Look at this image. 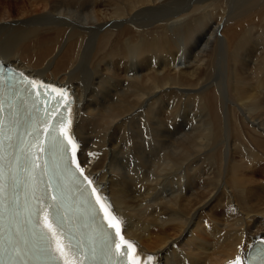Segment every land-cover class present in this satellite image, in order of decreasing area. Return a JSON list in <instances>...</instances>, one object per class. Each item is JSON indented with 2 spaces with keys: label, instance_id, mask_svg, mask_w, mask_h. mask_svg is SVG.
I'll use <instances>...</instances> for the list:
<instances>
[{
  "label": "bare ground",
  "instance_id": "6f19581e",
  "mask_svg": "<svg viewBox=\"0 0 264 264\" xmlns=\"http://www.w3.org/2000/svg\"><path fill=\"white\" fill-rule=\"evenodd\" d=\"M86 1L0 0V61L73 91L126 240L243 264L264 238V0Z\"/></svg>",
  "mask_w": 264,
  "mask_h": 264
},
{
  "label": "snow or ice",
  "instance_id": "6c2138e0",
  "mask_svg": "<svg viewBox=\"0 0 264 264\" xmlns=\"http://www.w3.org/2000/svg\"><path fill=\"white\" fill-rule=\"evenodd\" d=\"M29 83L33 89L38 88L35 82ZM51 94L58 99L44 108V116L33 123L31 131L16 137L19 139L18 152L11 158L5 155L4 139H0V264H28L39 257H48L52 261L62 259L64 264H85V261L97 259L118 260L126 254L131 257L128 264H140L133 242L124 238L120 222L107 209H104L107 227L115 231L118 243L103 225L94 227L88 223L94 221V210L87 207L86 189L79 184L75 172L64 166L62 158L60 162L56 159L57 152L63 151L67 141L72 146V162L83 175L84 170L75 160L71 120L65 124L63 115H54L55 106L60 100H66V93L57 89H52L51 93L35 92L37 97ZM0 112H3L2 100ZM0 136L9 141V148L13 147L14 135L5 136L2 119ZM42 153L49 154L51 164L48 160L41 163ZM41 184H44L43 189ZM21 186L25 189L23 203L19 192ZM97 203L104 207L99 196ZM81 222L85 231H80ZM74 225L75 232L81 236L75 244ZM69 253L77 259L70 260ZM234 264H241L239 257Z\"/></svg>",
  "mask_w": 264,
  "mask_h": 264
},
{
  "label": "rangeland",
  "instance_id": "374dc122",
  "mask_svg": "<svg viewBox=\"0 0 264 264\" xmlns=\"http://www.w3.org/2000/svg\"><path fill=\"white\" fill-rule=\"evenodd\" d=\"M87 4H91L92 0H87ZM247 21V19L244 20V22ZM188 253V252H187Z\"/></svg>",
  "mask_w": 264,
  "mask_h": 264
}]
</instances>
